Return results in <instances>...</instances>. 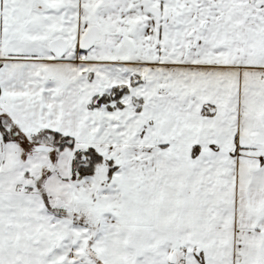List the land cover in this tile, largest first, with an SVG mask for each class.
<instances>
[{
	"label": "snow or ice",
	"instance_id": "snow-or-ice-1",
	"mask_svg": "<svg viewBox=\"0 0 264 264\" xmlns=\"http://www.w3.org/2000/svg\"><path fill=\"white\" fill-rule=\"evenodd\" d=\"M0 264H264V0H0Z\"/></svg>",
	"mask_w": 264,
	"mask_h": 264
}]
</instances>
